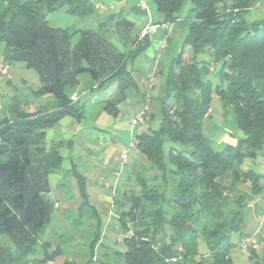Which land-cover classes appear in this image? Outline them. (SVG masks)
Wrapping results in <instances>:
<instances>
[{
  "label": "trees",
  "instance_id": "obj_1",
  "mask_svg": "<svg viewBox=\"0 0 264 264\" xmlns=\"http://www.w3.org/2000/svg\"><path fill=\"white\" fill-rule=\"evenodd\" d=\"M152 1L161 16L154 24L173 25L178 20L184 0ZM190 2V24L156 106L159 127L137 134L133 145L157 172L151 176L157 183L128 200L126 212L124 200L112 197L123 235V249L114 252L120 264H234L229 256L235 247L231 237L241 231L248 198L264 192L262 175L242 169L245 159H256L264 148V13L247 19L256 0ZM60 10L84 18L96 7L91 0H0V64L22 62L35 70L40 86L33 94L54 101L33 112L24 111L18 102L0 120V236L13 245L0 246V264H40L60 251L56 247L50 252L51 244L44 241L43 256L29 258L55 211V201L46 195L49 176L62 164L59 149L64 142L48 141L46 132L65 116L77 121L83 117V106L70 100L67 89L87 76L99 91L116 84L117 94L125 99L128 91L138 88L132 66L149 44L146 35L127 52L118 50L104 21L95 29L53 27L47 16ZM213 94L243 134L221 150L202 133ZM116 105L108 101L103 109L114 116ZM147 115L150 122L153 114ZM165 142L172 145L167 151ZM261 156L264 160V152ZM73 175L81 197L77 212L88 208L97 220L98 230L89 244L92 256L101 218L90 205L84 178ZM232 195L236 197L230 202ZM261 229L264 233V219ZM199 240L204 254L198 250ZM247 251L249 264H264V254Z\"/></svg>",
  "mask_w": 264,
  "mask_h": 264
},
{
  "label": "crops",
  "instance_id": "obj_2",
  "mask_svg": "<svg viewBox=\"0 0 264 264\" xmlns=\"http://www.w3.org/2000/svg\"><path fill=\"white\" fill-rule=\"evenodd\" d=\"M91 1L96 7V12L94 13L97 16L96 19L107 23L111 31V43L122 52L130 50L134 46L135 40L140 39L141 30L145 25L148 23H157L161 20L160 16L156 22L153 21L149 5L147 4V8L142 7V0ZM258 8L260 15L264 13L262 7ZM189 24L190 21L188 18L185 21L177 20L169 28L166 25H159L155 32L149 34L148 47L137 58L140 61L139 66L146 68L148 71L147 76L143 80L139 76L138 71L134 69V65L132 66L134 70L133 77L138 88L134 91H128L125 99L117 94L116 84H113L104 91H99L96 90V85L87 76L80 77L76 86L67 89L70 100L73 103H79L83 106V117L77 121L70 116H65L46 132L48 141L60 140L64 142V145L59 149V153L62 156L61 168L56 173L51 174L53 175L51 177L55 181L52 200L59 201L60 203H62L60 201L62 198L64 201L70 199L79 200L75 208L77 212L81 197L77 180L73 175L76 172L84 178V187L88 199L90 195L88 194L89 190L87 185L94 189L106 188L109 191V197L106 200L90 203L101 218V227L103 229L105 228V224L110 215H112L113 210L110 195L113 196L118 189V167L126 168L127 165H130L131 168L134 167L135 157L138 162L143 161V158L135 150H133L131 161L129 160L130 155L127 156L126 160H121V155L127 146V142L133 148L135 138L139 134L136 131V126L140 123L132 124V120L141 111L143 102H146L148 105L154 101L155 105H157L158 101L163 98L164 83L160 84L157 90H155L153 82V80L159 77L157 73H160L159 70L163 66L159 58L167 50L168 42L173 35L180 34L181 31H186ZM167 34L168 41L163 46L162 42ZM10 85L14 86V88L19 87V84L8 73H0V93L3 92L5 96H12L13 93L9 88ZM142 93L146 94L144 100L141 98ZM48 99L47 104L54 103L50 96ZM108 101L117 104L116 108L118 112L114 116L109 115L103 109L104 104ZM24 106L22 105V108ZM41 106L39 105V107ZM4 113V108L0 107V120L7 116ZM129 152L128 154H130ZM119 159L121 161L120 163H118ZM102 167L104 169H101ZM108 169L110 170L111 176L113 175L115 178L112 187L107 184L104 185L99 174V171L104 173ZM125 172L126 174L128 173L127 171ZM247 206L248 208L250 207V211H252L255 220L259 222L257 225L258 231L253 233L260 234L264 219V194L249 197ZM245 233L251 234L248 231ZM121 236V241L119 240L120 244H122L123 235ZM101 242L100 239L96 247L102 246ZM198 250L202 254L206 253L205 245L200 240L198 241ZM237 253L238 250L236 248H232L229 252L233 263L237 260Z\"/></svg>",
  "mask_w": 264,
  "mask_h": 264
},
{
  "label": "rangeland",
  "instance_id": "obj_3",
  "mask_svg": "<svg viewBox=\"0 0 264 264\" xmlns=\"http://www.w3.org/2000/svg\"><path fill=\"white\" fill-rule=\"evenodd\" d=\"M146 2L150 7V13L153 16V21L156 22L160 18V15L156 12L152 0H146ZM191 7L192 4L190 0L183 1L182 6L177 14L179 21L187 20V18L190 16ZM258 7H262V9L264 10V0H256L254 6L249 11V15L247 16L248 20L252 21L262 17L263 13L261 15L259 14L260 11ZM96 17V14H93L81 18L69 15L65 13L64 10H60L50 13L47 16V21L53 27H67L73 30L84 28L95 29L98 23L101 22V20H97ZM184 32L185 31H181L180 34L173 35L171 40L168 42L167 50L163 54H161L159 59L163 63V66L159 70L161 73H157L159 77L153 80L155 90H157L160 84L164 83L166 73L169 67L173 64V60L176 57L181 46ZM77 40L78 35H74L72 42L75 43ZM2 50L3 46L0 45V61L2 60ZM139 63L140 61H135V63L133 64L134 69L138 71L139 76L144 80L147 76L148 71L146 70V68L142 66L140 67ZM8 74L13 78L15 82L19 84V87L14 88V86L12 85L9 86L10 90L13 93L12 96L14 97L5 96L3 92L0 93V107L4 108V115H9V110H13L16 106V103L18 102L23 106L25 105L23 107L24 111L29 112L36 110L39 105L44 106L47 104V102L49 101V96L44 95L38 97L33 94V91L40 86L38 74L35 70L26 69L22 62H15L9 65ZM156 106L157 105H155L154 101L152 104L147 105L148 112L146 113L145 121L136 126V131L138 133L146 131L148 129L155 130L159 127L160 117L158 108ZM147 114H153V118L150 120V122H148ZM202 133L205 137L211 140L215 150H221L225 145L228 144H235L237 139L243 137L242 132L235 128L232 122L231 115L229 113L225 114L224 110L221 108L218 98L214 94L211 97L210 111L207 117H205L202 122ZM128 143L129 142H127V146L124 152L127 150L130 151V154L127 153L124 160H126L127 156L130 155L129 160L131 161L134 149L129 145L130 143ZM170 146H172L170 143L165 142L163 146L164 150L167 151ZM263 150L258 154V157L256 159H245L242 164V169H250L262 175L263 179L261 180V184L264 185V160L263 156H261V153L264 152ZM120 162L121 161L119 159L118 163ZM122 168L121 166L118 167V189L116 192L114 191V195L117 199L121 201L124 200L123 208L126 212L131 206V202H128V200L140 196L143 190H147L153 186V183H157V181L151 180V176H153V174L155 173L157 174V172L151 170L150 166L145 162L144 159L143 161L138 162L136 157L134 167L131 168L130 165H127L126 168ZM101 169L104 168L102 167ZM128 169L130 170L128 171ZM125 171H127L128 173L126 174ZM99 174L102 181L104 182V185L107 184L110 187L113 186L115 178L113 175L111 176L109 169L104 173L102 171H99ZM51 176L53 175L49 176L50 193L46 195V197L49 199H52V191L55 187V181ZM225 179V181H227V177H225ZM141 183L144 185V187ZM87 188L89 190L88 194L90 195V203H94L95 201L100 200H106L109 197V191L106 190V188L94 189L93 187L88 185ZM246 189L247 187L244 186L243 190ZM110 197L112 200L113 196L110 195ZM235 197V195H232L230 202H233L232 200L235 199ZM60 201L62 203H60L59 201H55V211L51 216L50 222L41 235L39 244L36 247V251L29 258L33 259V255L34 257L41 258L43 256V253H41L43 252L42 244L44 241H47L51 244L50 252L55 250L56 247H58L60 251L53 259L40 264H67L68 262H70V264H87V261L90 258H92L90 264H120L121 260L117 255H115L114 252L121 251L123 249L122 244L119 243V240L121 241L122 233L120 229H118L119 224L118 220L116 219L114 209L112 210V215H110L107 223L105 224V228H100L99 238L102 241V246L93 248L94 251L92 252L94 253L91 256V249L89 244L90 241L94 238L96 231L98 230L96 226V216H94L88 208H85L84 212H82L81 214L76 212L75 208L78 205L79 200L70 199L65 200L67 201L65 202L62 198ZM258 223L259 222L255 220L252 211H250V207L248 208L247 206L246 208H244V224L241 228V231L239 233L233 234L231 237L232 242L235 244L234 248L238 250L237 260L236 262H234V264H249V252L245 249H240L238 246L239 242L242 239L239 235L241 232H251V234L245 235L244 237H253L264 244V240L262 239L264 238V233L262 231L260 232V234L253 233L258 231ZM260 235L262 236L260 237ZM98 242L97 244H99ZM0 246L1 248H13L12 243L5 236H0ZM263 251L264 245L260 250L257 251V254L262 257L264 254Z\"/></svg>",
  "mask_w": 264,
  "mask_h": 264
},
{
  "label": "built area",
  "instance_id": "obj_4",
  "mask_svg": "<svg viewBox=\"0 0 264 264\" xmlns=\"http://www.w3.org/2000/svg\"><path fill=\"white\" fill-rule=\"evenodd\" d=\"M141 6L144 8H147V2L146 0H142L141 1ZM171 25H166V27H170ZM159 27V25L154 24V23H148L147 25H145L143 27V29L141 30L140 33V37L149 35L153 32L156 31V29ZM168 38V34L165 36L164 40H163V46L166 44V39ZM9 70V66L8 65H1L0 64V73L1 74H7ZM148 107L147 105H144L141 109V111L139 112V114L136 116V118H134L132 120V124H137V123H143L146 119V113H147ZM132 146V145H131ZM128 153V151L126 150L125 152L122 153L121 155V160L124 161V159L126 158V154ZM263 243L258 241L257 239L250 237V236H246L244 238L241 239V241L239 242V248L240 249H252V250H260L263 247Z\"/></svg>",
  "mask_w": 264,
  "mask_h": 264
}]
</instances>
